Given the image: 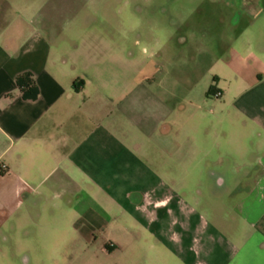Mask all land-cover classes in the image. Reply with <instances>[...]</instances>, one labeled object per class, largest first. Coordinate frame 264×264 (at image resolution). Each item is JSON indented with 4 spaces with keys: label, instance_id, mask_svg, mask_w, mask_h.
Returning <instances> with one entry per match:
<instances>
[{
    "label": "crops",
    "instance_id": "0c3cea01",
    "mask_svg": "<svg viewBox=\"0 0 264 264\" xmlns=\"http://www.w3.org/2000/svg\"><path fill=\"white\" fill-rule=\"evenodd\" d=\"M72 6L0 0L2 264H264V0L209 93L91 49Z\"/></svg>",
    "mask_w": 264,
    "mask_h": 264
},
{
    "label": "rangeland",
    "instance_id": "374dc122",
    "mask_svg": "<svg viewBox=\"0 0 264 264\" xmlns=\"http://www.w3.org/2000/svg\"><path fill=\"white\" fill-rule=\"evenodd\" d=\"M71 1L65 16L76 21L85 16L83 32L91 49L131 51L140 66L156 67L157 77L190 78L196 93L207 90L216 75L224 77L215 60L248 20L241 0ZM169 264L182 263L172 254Z\"/></svg>",
    "mask_w": 264,
    "mask_h": 264
},
{
    "label": "trees",
    "instance_id": "16d2710c",
    "mask_svg": "<svg viewBox=\"0 0 264 264\" xmlns=\"http://www.w3.org/2000/svg\"><path fill=\"white\" fill-rule=\"evenodd\" d=\"M217 80L216 77L213 78V81L215 82ZM15 84L20 93L24 97H36V85L34 80L32 79L31 75L29 73H22L15 78ZM212 86H210L208 93L212 90Z\"/></svg>",
    "mask_w": 264,
    "mask_h": 264
}]
</instances>
